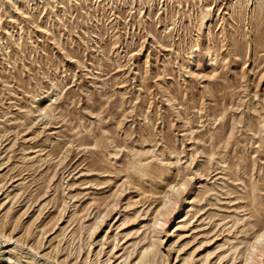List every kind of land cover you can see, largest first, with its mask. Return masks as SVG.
<instances>
[{
	"label": "rangeland",
	"instance_id": "obj_1",
	"mask_svg": "<svg viewBox=\"0 0 264 264\" xmlns=\"http://www.w3.org/2000/svg\"><path fill=\"white\" fill-rule=\"evenodd\" d=\"M263 231L264 0H0V264H264Z\"/></svg>",
	"mask_w": 264,
	"mask_h": 264
},
{
	"label": "bare ground",
	"instance_id": "obj_2",
	"mask_svg": "<svg viewBox=\"0 0 264 264\" xmlns=\"http://www.w3.org/2000/svg\"><path fill=\"white\" fill-rule=\"evenodd\" d=\"M185 185H183V187H184ZM175 203H170V207L171 208H173L174 209V205ZM167 223H165L163 220L162 221H159V223H158V227H160L161 229H163L164 227H165V225H166ZM258 241H262L263 242V250L262 251H260V253H259V255H258V257L260 258V259H262L263 257H264V231L262 232V233H260L259 234V236H258ZM259 252V251H258ZM257 255V254H256ZM261 261H263V260H261Z\"/></svg>",
	"mask_w": 264,
	"mask_h": 264
}]
</instances>
